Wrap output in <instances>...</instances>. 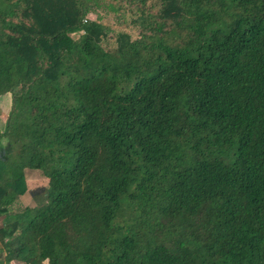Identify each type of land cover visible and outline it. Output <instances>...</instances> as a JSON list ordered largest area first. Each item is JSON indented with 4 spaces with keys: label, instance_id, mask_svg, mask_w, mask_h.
Segmentation results:
<instances>
[{
    "label": "trees",
    "instance_id": "obj_1",
    "mask_svg": "<svg viewBox=\"0 0 264 264\" xmlns=\"http://www.w3.org/2000/svg\"><path fill=\"white\" fill-rule=\"evenodd\" d=\"M6 94L0 264H264V0H0Z\"/></svg>",
    "mask_w": 264,
    "mask_h": 264
},
{
    "label": "rangeland",
    "instance_id": "obj_2",
    "mask_svg": "<svg viewBox=\"0 0 264 264\" xmlns=\"http://www.w3.org/2000/svg\"><path fill=\"white\" fill-rule=\"evenodd\" d=\"M98 16L101 18L100 22L103 23L105 26L113 29L116 32H128L129 34H132V27L128 24L130 16L128 14L125 15H110L108 13H105L103 11H99ZM89 19L94 20L96 19V15H89ZM9 106V98L6 97L2 100H0V124L3 122V115ZM28 183H29V189L30 193L25 195L21 200L22 203L20 205H28L33 206L35 205V201L33 200L32 193L37 192L41 187L45 185L44 179L40 177L38 174V171L35 170H28ZM35 172V173H33ZM32 190V191H31ZM1 224V220H0Z\"/></svg>",
    "mask_w": 264,
    "mask_h": 264
},
{
    "label": "crops",
    "instance_id": "obj_3",
    "mask_svg": "<svg viewBox=\"0 0 264 264\" xmlns=\"http://www.w3.org/2000/svg\"><path fill=\"white\" fill-rule=\"evenodd\" d=\"M6 97H8L9 98V106H8V109H7V111L4 113V114H2L3 115V122L0 124V132H1V130H3V128H4V123H5V119H6V114L8 113V111H9V109H10V106H11V99H10V95L9 94H6V95H4V96H1L0 97V100H2V99H4V98H6ZM1 111V110H0ZM1 113H2V111H1ZM0 113V114H1ZM24 173H25V179H26V183H27V188H28V191H27V193L25 194V195H27V194H29L30 193V189H29V183H28V169H26L25 171H24ZM33 173H35V172H33ZM39 174V173H38ZM40 175V174H39ZM40 177H42L41 175H40ZM43 178V177H42ZM44 179V178H43ZM44 181H46L45 179H44ZM46 186V184L43 186V187H45ZM32 191V190H31ZM25 195H23L22 197H20L19 198V202H21L22 203V198L25 196ZM24 206H26V205H24ZM28 206V205H27ZM13 264V263H12Z\"/></svg>",
    "mask_w": 264,
    "mask_h": 264
}]
</instances>
